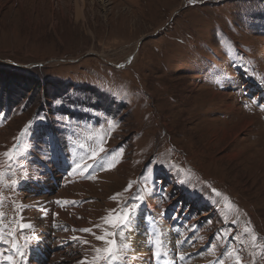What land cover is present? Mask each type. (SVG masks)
I'll return each mask as SVG.
<instances>
[{
	"label": "rangeland",
	"instance_id": "rangeland-1",
	"mask_svg": "<svg viewBox=\"0 0 264 264\" xmlns=\"http://www.w3.org/2000/svg\"><path fill=\"white\" fill-rule=\"evenodd\" d=\"M0 73V257L21 262L25 204L56 170L85 193L89 262L111 232L97 264H129L135 227L160 251L144 204L183 199L207 258L264 264V0H0ZM134 202L128 226L106 222Z\"/></svg>",
	"mask_w": 264,
	"mask_h": 264
},
{
	"label": "bare ground",
	"instance_id": "bare-ground-1",
	"mask_svg": "<svg viewBox=\"0 0 264 264\" xmlns=\"http://www.w3.org/2000/svg\"><path fill=\"white\" fill-rule=\"evenodd\" d=\"M74 7L79 15L81 7L77 8V5ZM261 92L264 94V91L261 90ZM246 124L247 121L244 125ZM60 164L58 163V165ZM61 165V167H57L66 168L69 170L68 172H71L73 168L67 163ZM50 172L52 173V171ZM67 176L59 183L57 182V177L53 176H50L51 180L54 179V181L52 180L53 182H47V179L44 178L40 179L38 184L41 189V198L25 204L27 206L24 207L26 210L22 216L23 222L30 223L32 227L25 228L26 235L22 239L24 256L21 262L17 264H41L42 260L39 259L38 253L42 254V256H47L48 261H53V264H65L66 262H68L67 264H80V261L84 260L85 257L87 258V247L83 243L87 239L85 232L80 231V229L88 228L90 224L87 211L88 205L84 203L86 199L85 193L79 188V184L69 181V173H67ZM32 189L35 191L36 187ZM77 198H81L83 203L78 204ZM133 232L129 235L128 240L133 252L129 264H153V246L150 247V244L147 243L144 231L135 227ZM73 236L80 239L72 240L71 237ZM32 237H35V239H31ZM26 240L29 242L26 243ZM60 241L65 243H60ZM71 251L73 252L71 253ZM65 252L69 255L73 254L74 256L71 258L74 259L68 260L67 258L69 257H65L63 254ZM14 254L11 251L5 253L0 257V264H10V259L13 264H16L17 258ZM165 254L169 257L166 251ZM62 255L63 259L66 258L65 262H62L64 261L62 260ZM32 258L39 260L31 263L30 260Z\"/></svg>",
	"mask_w": 264,
	"mask_h": 264
},
{
	"label": "snow or ice",
	"instance_id": "snow-or-ice-1",
	"mask_svg": "<svg viewBox=\"0 0 264 264\" xmlns=\"http://www.w3.org/2000/svg\"><path fill=\"white\" fill-rule=\"evenodd\" d=\"M17 145H13V148L10 149L8 152H6L4 155L8 156L9 159L11 160L13 158V154L16 152V149H17ZM101 152L104 151L103 148L100 149ZM95 155V153L93 154ZM79 167V165H78ZM2 175V174H0ZM13 183H17V182H13ZM129 187H131V185H129ZM213 191L215 192L216 190L213 189ZM217 195H219V193H217ZM130 199H136L138 200L139 197L137 198H131ZM139 207V204L138 203H132L130 207H127L125 206V208L116 215L115 219H111V218H107L106 219V222L107 223H114L116 227L118 228H123V227H126L128 226L131 221H132V218L136 212V210L138 209ZM0 216H2V213H0ZM32 225L30 223H27V222H21V224L19 225V228L21 230L25 229V228H31ZM80 231L82 232H90L91 229L89 228H84V229H80ZM15 233H12L10 234V238H9V241H6V242H9L11 243L12 245V248L16 249L18 252H19V244L17 243L16 240L12 239V236H14ZM114 233H111V232H108L106 233L105 235L103 236H96V239L97 240H105L108 247L104 248V249H100V248H97L95 249V251L97 253H105L106 255H97L93 258V260L91 262H89L87 260V258L85 257L84 260L80 261V264H97V261H101V260H106L108 258H110V256L113 254V246L115 245V241L112 240V239H108L107 237L109 236H113ZM3 237H2V234H0V240H2ZM31 239H35V237H32ZM72 240H78L80 239L79 237H76V236H73L71 237ZM29 242L28 240H26V243ZM83 243L87 244L89 243V241H83ZM152 255L156 258V259H159L160 256H161V252L159 250H156V251H153ZM180 259H183V256L181 255ZM236 264H241V260H240V257L237 256L236 257Z\"/></svg>",
	"mask_w": 264,
	"mask_h": 264
},
{
	"label": "trees",
	"instance_id": "trees-1",
	"mask_svg": "<svg viewBox=\"0 0 264 264\" xmlns=\"http://www.w3.org/2000/svg\"><path fill=\"white\" fill-rule=\"evenodd\" d=\"M1 74V73H0ZM2 74H5L7 77H8V73H2ZM4 79H6V81H3L4 82V84L5 83H7L9 80H15V79H17V78H15V76L14 77H12V78H10V77H8V78H4ZM19 79H21V78H19ZM25 79V78H24ZM36 81V84H38V82H37V80H35ZM22 83L24 82L25 83V81H21ZM22 83H20V81H18V85H20V84H22ZM26 83H31V81L29 80L28 82H26ZM32 83H34V81L32 82Z\"/></svg>",
	"mask_w": 264,
	"mask_h": 264
}]
</instances>
